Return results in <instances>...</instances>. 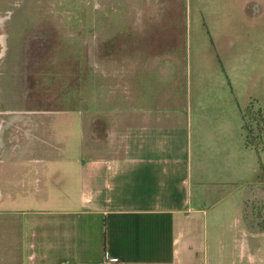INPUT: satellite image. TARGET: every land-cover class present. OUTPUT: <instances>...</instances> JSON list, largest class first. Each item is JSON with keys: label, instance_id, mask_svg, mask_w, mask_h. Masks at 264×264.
<instances>
[{"label": "rangeland", "instance_id": "rangeland-1", "mask_svg": "<svg viewBox=\"0 0 264 264\" xmlns=\"http://www.w3.org/2000/svg\"><path fill=\"white\" fill-rule=\"evenodd\" d=\"M102 31L111 37L104 47L152 34L148 41L159 35L183 58L192 112L211 114L208 144L234 149L233 180L211 189L222 197L209 209L205 264H264V0H0V264H41L28 217L16 211L40 207L43 174L40 162L21 160L36 158L46 141L52 150L57 125L50 118L33 134L25 114L94 105L85 84L99 57L91 40ZM116 125L115 114L86 113V149L110 154L121 145Z\"/></svg>", "mask_w": 264, "mask_h": 264}, {"label": "crops", "instance_id": "crops-1", "mask_svg": "<svg viewBox=\"0 0 264 264\" xmlns=\"http://www.w3.org/2000/svg\"><path fill=\"white\" fill-rule=\"evenodd\" d=\"M151 36L137 34L133 46L110 48L101 42L111 37L97 32L90 45L99 57L89 62L85 84L94 105L25 114L33 134L46 132L50 118L57 125L52 150L46 141L36 158L21 160L40 162L43 174L40 207L16 211L28 217L30 246L41 248V264H205L209 257V209L222 197L211 189L233 180L234 149L230 143L220 153L208 144L211 114L192 112L183 58L164 48L165 38L150 42ZM86 113L115 114L121 145L112 144L107 156L97 146L89 156Z\"/></svg>", "mask_w": 264, "mask_h": 264}, {"label": "built area", "instance_id": "built-area-1", "mask_svg": "<svg viewBox=\"0 0 264 264\" xmlns=\"http://www.w3.org/2000/svg\"><path fill=\"white\" fill-rule=\"evenodd\" d=\"M105 258H106V259H110L111 256H110L109 254H106V255H105Z\"/></svg>", "mask_w": 264, "mask_h": 264}]
</instances>
